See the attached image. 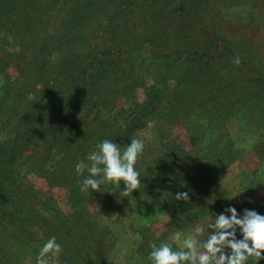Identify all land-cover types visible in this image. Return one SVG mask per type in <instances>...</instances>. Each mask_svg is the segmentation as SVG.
<instances>
[{
  "label": "rangeland",
  "instance_id": "1",
  "mask_svg": "<svg viewBox=\"0 0 264 264\" xmlns=\"http://www.w3.org/2000/svg\"><path fill=\"white\" fill-rule=\"evenodd\" d=\"M110 1L117 0H104ZM136 1H126L124 10L118 2L107 6L127 14ZM83 2L88 0H0V264H35L48 238L70 239L66 228L90 252L96 245L102 264H152L151 243L178 249L176 231L191 234L211 218L203 210L207 202L178 201V192L164 186H140L129 197L121 194L123 183L82 193L88 173L78 175L75 166L105 139L122 149L142 139L145 160L150 152L172 151L186 159L189 175L214 199L210 205L223 213L235 207L241 215L244 209L264 215V98L245 95L231 106H222V98L206 106L173 104L180 72L172 68L161 80L164 67L148 66L150 60L139 64V56L151 54L148 48L134 50L131 63L96 58L97 43L127 34L125 19L110 37L105 11L99 15ZM210 15L225 40L249 44L258 62L254 66L241 52L236 68H215L214 83L264 77V0H216ZM98 61L101 70L109 69L107 77L93 76ZM157 88L163 100L147 114L143 104ZM133 117L141 126L128 130ZM136 169L142 170L138 161ZM25 189L32 198L23 196ZM38 228H46L39 243L33 241ZM236 235L242 239L239 229Z\"/></svg>",
  "mask_w": 264,
  "mask_h": 264
},
{
  "label": "trees",
  "instance_id": "2",
  "mask_svg": "<svg viewBox=\"0 0 264 264\" xmlns=\"http://www.w3.org/2000/svg\"><path fill=\"white\" fill-rule=\"evenodd\" d=\"M126 1L128 0L110 1L107 4L112 6L113 3L118 2L124 10V7L128 5ZM215 1L178 0L171 5L172 1L170 3V0H137L129 8L130 11L127 14H124V11H118V6L112 7L109 12V6L105 4L104 0H88L87 3L83 2L81 5H88L89 8L92 5V12H97L99 15L103 10L105 11L103 27L110 31V37H112L111 34H115L111 30L115 28L116 24H119L120 17L123 20L125 19L124 32L127 34L122 35L120 41L109 38L97 43L94 48L96 52H92L96 58L109 60L112 57L120 63L124 62V59L131 63L132 53L139 51L138 48L142 45L143 48H148L151 54L146 56L148 59H144L145 56H139V64L150 60L148 66L164 67L166 72L161 80H166V74L170 75L172 68L180 72V75L177 76V87L173 92V104L184 107L188 106L190 102L191 104L198 103L200 106H206V104H213L222 98L224 100L221 102L222 106L224 104L225 106L228 105V102L231 106L235 102H241L245 95L257 94V96L264 98V77H246L245 79L236 80V84H232L231 81L223 85L214 83L215 78L211 75L215 68L218 65L220 67L225 65L235 66L233 59L242 53L245 58L242 57L244 59L247 57L249 63L254 64V66L258 64L256 50L249 44L225 40L224 34L219 28L220 22L217 19L213 20L210 15V8H212ZM96 26H98V23ZM138 55H141L140 52ZM240 59L242 61L241 57ZM100 62L94 64L93 76L95 79L97 77H107L106 75L109 72L108 68L101 70L98 67L101 66ZM89 65L92 66V62ZM80 66L76 65L75 68ZM260 72H263L264 75V68H261ZM207 77H209V82L204 81ZM171 78L175 79L174 73ZM199 81L200 83H198ZM199 89L201 91H198ZM227 92H231L234 97L228 98L232 94H227ZM162 93L163 91L160 88L151 91L150 98L143 104L147 114L153 113L157 104L162 102L164 97ZM32 117L37 116L32 115ZM131 121L127 123L128 130L141 126L139 118L133 117ZM143 153L138 159V163L142 165V170L139 171L141 187L164 186L176 190L178 193L187 192L191 201L195 202L194 200L198 199L204 204L208 203L203 210H206L207 215L212 219L215 215L223 213L216 207L215 203L213 205L209 204L214 199L206 197L204 189L199 187L194 182L193 177L189 175L185 158H181L172 151L161 154L158 152L156 156H153L150 152L148 153L150 159L145 160ZM29 193H31L30 190L25 189L23 196L26 199L32 198ZM33 224L36 226V222H33ZM38 229L39 231L34 230L35 232H33L35 237L33 241L37 243L44 241L40 238V234H44L46 228ZM66 231L70 236L69 240L59 242L56 238L63 248L60 254L61 264H102L96 245H92L94 250L90 252L88 243L85 244L72 237L70 235L72 230L66 228ZM17 239H20V236ZM14 244L16 248L21 246L18 240Z\"/></svg>",
  "mask_w": 264,
  "mask_h": 264
},
{
  "label": "clouds",
  "instance_id": "3",
  "mask_svg": "<svg viewBox=\"0 0 264 264\" xmlns=\"http://www.w3.org/2000/svg\"><path fill=\"white\" fill-rule=\"evenodd\" d=\"M233 63L238 66L240 57L236 56ZM144 148V141L139 138H133L123 149L108 139L100 142L96 150L87 155V161H79L75 166L78 175L88 173L81 181L80 191L100 192L101 186L106 184L120 189L123 183L121 194L131 196L141 186L136 164ZM175 199L188 202L190 197L187 192H179ZM98 209L95 205L96 212ZM238 229L242 239H237ZM206 232L207 238L201 239ZM40 235L43 238V233ZM172 239L179 244L178 249L167 242L150 244L148 259L152 264H247L249 259L257 262L264 259V215L248 209L241 215L235 207H228L214 219L194 226L191 234L176 231ZM62 251L56 237H50L40 248L35 264H61Z\"/></svg>",
  "mask_w": 264,
  "mask_h": 264
}]
</instances>
